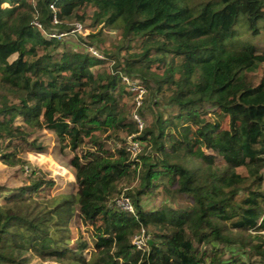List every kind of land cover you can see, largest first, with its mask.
Wrapping results in <instances>:
<instances>
[{
	"label": "trees",
	"instance_id": "16d2710c",
	"mask_svg": "<svg viewBox=\"0 0 264 264\" xmlns=\"http://www.w3.org/2000/svg\"><path fill=\"white\" fill-rule=\"evenodd\" d=\"M73 21L92 30L82 49L71 34L53 36ZM108 29L120 30L117 43L106 45ZM122 74L147 90L141 131ZM213 109L239 128L214 121ZM44 130L74 152L77 204L95 233L74 248L45 240L31 251L8 242L13 225L0 218V264H264V0H0L3 162L27 164L21 154L42 148ZM133 135L143 143L135 157ZM53 184L37 177L0 185V195L29 201ZM161 188L188 205L147 208ZM121 194L134 214L116 206ZM142 228L145 250L133 243Z\"/></svg>",
	"mask_w": 264,
	"mask_h": 264
},
{
	"label": "rangeland",
	"instance_id": "374dc122",
	"mask_svg": "<svg viewBox=\"0 0 264 264\" xmlns=\"http://www.w3.org/2000/svg\"><path fill=\"white\" fill-rule=\"evenodd\" d=\"M76 23L78 22L73 21L69 24L75 26ZM84 25L82 31L76 33L77 36L71 34L68 38L70 43L80 49L83 47L79 43V39L92 31ZM106 38V45L117 43L120 40V30H106ZM258 38V36H254L252 43H263L262 39L260 41ZM94 48L102 54L97 44L94 45ZM114 52L117 54L116 49H114ZM121 56L125 58L124 54ZM115 66V60L110 59L106 62L104 71L112 73ZM123 76L125 74H122L121 83H123ZM138 82L141 83L140 80ZM210 115L214 121L220 122L227 129H238L240 126V122L234 121L227 112L220 109L211 110ZM16 124L25 127L22 117L17 118ZM41 138L43 144L39 151L23 152L21 154L28 160V163L23 167L8 166L0 156V185L7 189H16L21 185L29 184L37 177L52 179L54 184L50 187L45 185L29 201L20 200L18 196L10 199L7 192L2 193L0 195V218L4 219L8 225H13L9 229L11 237L8 242L10 243H21L30 248L31 251L35 247H41L45 240H50L52 245H57L61 249L65 247L74 248L81 234L91 239L96 229L95 226L83 222L80 206L77 204L78 188L75 182V170L70 165L74 152L70 149L63 151L57 136L49 130L42 131ZM195 148L207 150L206 146H202L198 142H195ZM77 152L80 153V150L78 149ZM125 189L126 187H124ZM51 199H56V202L52 203ZM163 203H167L172 207H181L187 206L189 201L185 197L166 193L161 188L158 196L148 198L144 202L147 208L159 206ZM96 223L97 225L101 224V220L98 219ZM94 251L96 250L91 244L87 252ZM39 263L58 264L56 261L43 262L40 258L33 256L32 264ZM138 264L143 263L139 261Z\"/></svg>",
	"mask_w": 264,
	"mask_h": 264
},
{
	"label": "built area",
	"instance_id": "2783aa9c",
	"mask_svg": "<svg viewBox=\"0 0 264 264\" xmlns=\"http://www.w3.org/2000/svg\"><path fill=\"white\" fill-rule=\"evenodd\" d=\"M55 22H58V20L55 17ZM34 24L39 28L42 29V26L39 22H34ZM83 26L80 23H76L75 27L69 32V33H62L59 35L53 34V36L61 37L67 34H76L80 31H82ZM92 53L99 57L104 58V56L99 53L95 48H91ZM123 82L125 85L129 88V90L134 94L135 96V102H136V111L134 112V118L138 121L139 124V131H141L145 126L144 119L137 113V108H139L143 104V98L146 93V88L138 82V80L130 78L129 76L125 75L123 76ZM142 141L139 139L134 138V135L129 138V145L128 150L131 152V154L135 157L142 151ZM115 204L120 209L129 212V213H135L134 204L130 197L126 196L125 194H121L118 198L115 199ZM150 234L147 232L146 229L142 228L140 232L134 235L133 237V243L136 245L138 249L145 250L148 245V240L150 239Z\"/></svg>",
	"mask_w": 264,
	"mask_h": 264
}]
</instances>
